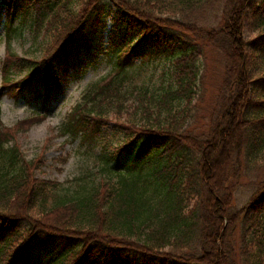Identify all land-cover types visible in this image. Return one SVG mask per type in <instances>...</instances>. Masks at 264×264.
<instances>
[{
	"label": "trees",
	"instance_id": "1",
	"mask_svg": "<svg viewBox=\"0 0 264 264\" xmlns=\"http://www.w3.org/2000/svg\"><path fill=\"white\" fill-rule=\"evenodd\" d=\"M15 12L48 39L22 80L42 84L43 101L54 60L64 71L67 49L112 17L113 73L59 136L90 141L113 125L115 145L99 184L61 191L0 120V264H264V0H22ZM8 31L6 87L27 66L11 47L19 28Z\"/></svg>",
	"mask_w": 264,
	"mask_h": 264
},
{
	"label": "rangeland",
	"instance_id": "2",
	"mask_svg": "<svg viewBox=\"0 0 264 264\" xmlns=\"http://www.w3.org/2000/svg\"><path fill=\"white\" fill-rule=\"evenodd\" d=\"M10 0H0V120L8 129L18 131L17 144L23 158L27 162L38 161L37 178L44 181H57L59 190L74 192L79 187L91 188L103 179L101 155L106 144L115 145L113 125L103 129L101 137L85 140L82 136L71 138L59 136L65 127L74 108L82 103L84 96L96 84L108 79L113 71L109 37L113 28L112 17L107 20L106 29L98 33L95 23L86 30L79 42L66 51L64 58L66 69L63 71L59 62L54 60L52 75L57 78L53 83V94L42 100L40 97L42 84L22 83L30 76L31 69L37 65L33 60L43 61V49L47 38L36 37L30 30L31 16L23 17L22 13L8 10L6 3ZM14 11V12H13ZM19 28L12 34L11 47L15 54L26 59V69L15 71V85L4 86L3 71L7 56V33L9 28ZM88 36V37H87ZM84 38V39H83ZM86 39V40H85ZM64 57V56H63ZM32 67V68H31ZM205 88L206 97L197 110L201 121L208 117L211 99L214 96L216 83V65L211 62L207 70ZM199 102H194L196 105ZM132 104V102H131ZM111 115V119H112ZM201 124V123H200ZM118 139V138H117ZM119 146L116 144V146ZM133 159L132 155L123 154L119 161L127 165ZM120 164V165H121ZM244 186L237 195V206L244 205L250 194L245 180ZM59 193V192H58Z\"/></svg>",
	"mask_w": 264,
	"mask_h": 264
}]
</instances>
